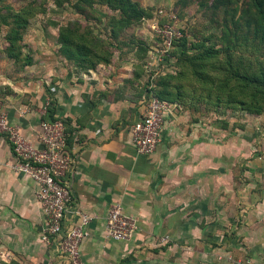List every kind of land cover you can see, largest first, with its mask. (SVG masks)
Returning a JSON list of instances; mask_svg holds the SVG:
<instances>
[{
  "label": "crops",
  "instance_id": "crops-1",
  "mask_svg": "<svg viewBox=\"0 0 264 264\" xmlns=\"http://www.w3.org/2000/svg\"><path fill=\"white\" fill-rule=\"evenodd\" d=\"M134 56L116 54L108 64L82 70L59 53L20 74L0 71V103L29 142H39L48 111L66 124L73 158L66 225L79 223L83 214L91 216L82 244L86 264H121L138 252L144 264H201L206 255L204 264H235L238 255L251 264L264 262V199L256 216L238 218L243 222L239 238L224 241L222 259L214 257L216 247L204 254L195 245H183L185 237H199L206 229L212 234L218 228L219 202L211 194L217 145L210 136L203 138L197 123L185 121L183 112H172L157 151L137 152L131 128L144 116L150 94L149 71L140 68ZM16 161L8 135L0 133V251L17 264H67L57 247L43 240L47 220L38 186L16 172ZM223 203L219 209L225 212L227 201ZM115 204L138 220L139 231L131 240L107 236V217ZM206 220L208 228L203 227ZM232 222L224 220V227ZM154 237L170 242L159 245ZM185 248L192 251L190 256ZM135 257L126 264H137Z\"/></svg>",
  "mask_w": 264,
  "mask_h": 264
},
{
  "label": "rangeland",
  "instance_id": "rangeland-1",
  "mask_svg": "<svg viewBox=\"0 0 264 264\" xmlns=\"http://www.w3.org/2000/svg\"><path fill=\"white\" fill-rule=\"evenodd\" d=\"M127 1L126 7L135 4L136 10L123 12L118 0H0V71L20 74L26 70L22 65L28 58L33 64L54 58L60 53L59 30L66 25L92 32L98 42L112 43L114 55L134 54L140 68L149 71L147 88L155 76L173 112H183L185 121L198 124L203 138L210 136L216 142V185L211 194L219 202L215 213L218 228L212 234L206 229V234L199 237H185L183 245L191 249L195 245L204 254L206 249L209 252L216 247L218 253L213 255L222 259L224 253L219 251L226 240L239 238L237 231L243 222L238 218L256 216L259 202L264 199V113L236 108L232 106L236 101H228L227 97L221 103L216 99L221 89L241 94L248 83L244 73L249 65H256V60L264 62V40L256 33L252 0ZM7 7L28 11L26 28L18 37L21 62L10 57L16 46L8 40L10 27L3 23ZM169 22L175 23L183 33L181 39L187 42H175L171 56L163 59L166 48L158 30ZM206 55L208 59L202 61ZM171 75L175 78L168 80ZM202 81L211 83L212 94L204 92ZM224 201L225 212L219 209ZM228 218H233V225L224 227L223 221ZM203 223L208 228L209 222ZM154 241L160 245L170 239L154 237ZM1 245L0 241V249ZM188 252L192 253L185 248L186 255ZM3 254L0 251V264L18 263ZM137 255L131 254L121 264L134 257L137 264H144L139 257L142 254ZM243 258L233 257L246 260ZM208 260L206 255L200 263Z\"/></svg>",
  "mask_w": 264,
  "mask_h": 264
},
{
  "label": "built area",
  "instance_id": "built-area-1",
  "mask_svg": "<svg viewBox=\"0 0 264 264\" xmlns=\"http://www.w3.org/2000/svg\"><path fill=\"white\" fill-rule=\"evenodd\" d=\"M158 32L166 48L163 59L170 57L174 43L183 37V33L172 22L165 24ZM155 82L156 77L152 76L147 110L131 128L133 144L142 155H151L157 151L162 141L166 117L173 112V105L169 101L154 94ZM41 126L39 142H29L21 128L10 123L0 103V133L8 135L13 147L17 159L14 169L30 177L38 186L37 196L47 220L43 240L48 245H55L60 257L67 264H86L82 256V244L88 235L91 216L83 214L79 223L71 227L66 225L72 200L68 174L73 163L68 149L66 124L61 119L43 120ZM139 228L138 220L126 214L121 205L115 204L111 207L106 227L109 238L116 241L131 240ZM235 264H251V261L237 260Z\"/></svg>",
  "mask_w": 264,
  "mask_h": 264
},
{
  "label": "trees",
  "instance_id": "trees-1",
  "mask_svg": "<svg viewBox=\"0 0 264 264\" xmlns=\"http://www.w3.org/2000/svg\"><path fill=\"white\" fill-rule=\"evenodd\" d=\"M118 1V7L123 12H130L136 10L137 8L135 4H130V7H126L125 3L128 2L127 0ZM251 5L253 7L252 13L255 12L256 16V33L260 34L261 38L264 40V0H252ZM7 9V16L3 19V23L10 27L8 40L16 46V52H11L10 57L21 62L22 50L18 44V37L22 30L26 28L28 11H18L13 7H7ZM97 40L99 39L94 37L92 32L86 31L85 29L83 30V28H80L79 26L66 25L62 26L59 30L58 41L60 44V53L69 61L74 62L76 66L82 70L95 69L100 64H108L112 61L114 55L112 48L114 45L107 41L102 40L98 42ZM178 41H182V44L184 45L187 42L185 39H179ZM184 54H188V51L185 50ZM208 57V55L203 56L201 60L206 61ZM255 63L256 65L250 64L247 71L244 73V78L248 83L241 91L242 93L240 94L235 90L221 89L218 91L219 94L216 97L218 102L221 103L222 99L227 97L228 101H236V103H232V106L236 108L239 106L241 109L252 113H264V62H257L256 60ZM32 64V60L28 58L22 65L23 69L27 66H31ZM254 66L256 68H254ZM168 77V80L175 78L172 75ZM157 80L158 79L156 78V85L153 88V92L160 99L167 101L164 91L159 90V86L157 85L159 83ZM208 84L209 83L207 81H202L201 85L204 86V92L207 90L206 92H210V94H212L214 88L211 83L210 85ZM150 91L151 89L148 87L147 92L149 94ZM44 120L54 121L57 120V118L53 117L50 111H48Z\"/></svg>",
  "mask_w": 264,
  "mask_h": 264
}]
</instances>
